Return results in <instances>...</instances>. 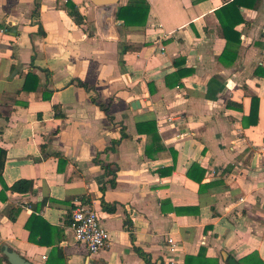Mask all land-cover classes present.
<instances>
[{
    "label": "crops",
    "instance_id": "crops-1",
    "mask_svg": "<svg viewBox=\"0 0 264 264\" xmlns=\"http://www.w3.org/2000/svg\"><path fill=\"white\" fill-rule=\"evenodd\" d=\"M135 1L0 0V260L264 264V0L243 1L229 47L217 13L233 0H144L128 27ZM77 202L110 232L97 254L75 241Z\"/></svg>",
    "mask_w": 264,
    "mask_h": 264
},
{
    "label": "trees",
    "instance_id": "trees-1",
    "mask_svg": "<svg viewBox=\"0 0 264 264\" xmlns=\"http://www.w3.org/2000/svg\"><path fill=\"white\" fill-rule=\"evenodd\" d=\"M244 0H233L232 3H230L228 6L225 7L224 13L225 16H221V14L217 13L218 19L221 23V26L223 28L224 36L225 39L227 40V46H235L240 43V37L235 31V28L243 21L242 15H241V8L244 6ZM36 8H38V4L36 3ZM68 9L70 15L76 19L78 24H82L84 19L80 15L78 9L75 7L74 4L68 3ZM150 13V7L144 0H136L133 5H128L125 7L119 8L117 12V19L119 21H122L125 26H144L147 22L148 15ZM2 27L5 28L3 25ZM6 30L10 31V28L7 27L5 28ZM129 48H125L122 50V52L127 51ZM80 86L84 87L85 89H89V86L87 84H84L80 82ZM96 100H94L95 102ZM103 110L107 111L108 109L104 105H99ZM253 113H251L250 116H252ZM141 126L145 127L144 130L146 129L144 134L151 135L152 140L154 143H161V138L158 133L157 125L155 122H147L143 125L138 124V129L139 131H143ZM128 138V136L125 134V132L122 135V139ZM121 141H115L114 146L118 145ZM112 150H115V148H111ZM95 162L98 165H101L106 172L108 173L109 176H112V179L110 180V185L113 187L116 186V176L118 173V167H113L114 165H104L99 159H95ZM2 167H3V161L0 162V178L2 175ZM197 167V165H193V167L190 169L193 170ZM190 173V172H189ZM188 173V176H189ZM204 173V172H203ZM106 187H103L102 190L104 191ZM11 190L14 192L18 193H28L33 190V183L31 181H19L15 183L12 187ZM103 208L106 209L109 213H114L116 210L115 205H109L105 203V201L102 202ZM138 255L146 262L150 263L151 260L148 257L146 253L143 251L136 249ZM250 258H256V257H250ZM188 259V258H187ZM4 261H7V258L4 256L3 259ZM0 260V261H1ZM257 264H262V261L259 258L254 259ZM246 260L241 261V264H245Z\"/></svg>",
    "mask_w": 264,
    "mask_h": 264
},
{
    "label": "built area",
    "instance_id": "built-area-1",
    "mask_svg": "<svg viewBox=\"0 0 264 264\" xmlns=\"http://www.w3.org/2000/svg\"><path fill=\"white\" fill-rule=\"evenodd\" d=\"M72 218L71 229L78 244L86 246L91 254H97L108 247L110 232L101 225L96 210L77 202L72 211ZM169 242L173 243V240L170 239ZM175 248V245H172L171 251Z\"/></svg>",
    "mask_w": 264,
    "mask_h": 264
},
{
    "label": "water",
    "instance_id": "water-1",
    "mask_svg": "<svg viewBox=\"0 0 264 264\" xmlns=\"http://www.w3.org/2000/svg\"><path fill=\"white\" fill-rule=\"evenodd\" d=\"M91 1L94 5L98 7L116 6L118 3V0H91ZM4 255L8 258L10 264H31L16 252L5 250ZM229 262L230 264H236L234 260H230Z\"/></svg>",
    "mask_w": 264,
    "mask_h": 264
}]
</instances>
